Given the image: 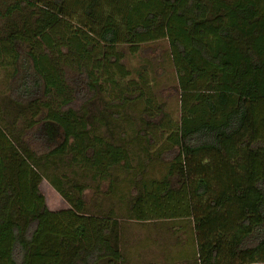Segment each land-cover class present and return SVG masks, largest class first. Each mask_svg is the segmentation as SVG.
I'll list each match as a JSON object with an SVG mask.
<instances>
[{
    "label": "trees",
    "instance_id": "obj_1",
    "mask_svg": "<svg viewBox=\"0 0 264 264\" xmlns=\"http://www.w3.org/2000/svg\"><path fill=\"white\" fill-rule=\"evenodd\" d=\"M0 4L10 69L0 116L14 118L0 123V264H132L123 220L180 221L189 264L264 263V0ZM156 41L167 43L179 123L155 102L151 59L136 77L123 64L124 49ZM163 123H174L167 145L151 152ZM43 179L68 208L47 207ZM86 179L118 208L89 207Z\"/></svg>",
    "mask_w": 264,
    "mask_h": 264
},
{
    "label": "rangeland",
    "instance_id": "obj_2",
    "mask_svg": "<svg viewBox=\"0 0 264 264\" xmlns=\"http://www.w3.org/2000/svg\"><path fill=\"white\" fill-rule=\"evenodd\" d=\"M12 1V0H11ZM2 8V5L0 4ZM4 7V6H3ZM167 51V43L165 41H156L149 44H145L144 47L138 52V54L129 53L128 49H124L125 57L123 59V64L126 69L132 73L131 77H136L137 69L140 66L141 58H150L152 65L149 67V73L147 75L148 80L151 81L150 76L154 77L156 81V87L153 93L158 97L155 98L156 104H162L163 113H167V119L171 121L180 122L181 111H180V92L177 85V79L173 73V68L168 62L163 60L164 54ZM9 73L10 69L0 68V110H4V101L10 95L9 91ZM127 112L128 109L125 108L123 113ZM125 116H122V118ZM165 117V118H166ZM163 119L164 121L166 119ZM14 118L9 115L0 116V123L2 125H7V123H13ZM159 119V118H158ZM117 121V120H116ZM126 120L119 119L117 122L124 127L126 132V137L129 138L132 127L128 125ZM14 123H21V121L16 120ZM132 124V123H131ZM135 127L134 130H138L139 123L135 121L133 123ZM19 124H17L18 126ZM164 128L162 130L158 129L156 131L151 152L159 148H163L167 145L166 136L170 132V128H174V123L172 126H168V123H163ZM174 152L170 153V156ZM70 174V173H69ZM123 176V174H122ZM83 180V179H82ZM86 182L90 185L88 189L84 190L85 199L88 202L89 207L94 204V206L101 205L102 209H107L111 204H114L116 209L119 206L117 195L107 197L104 193L96 192L97 181H90L86 179ZM108 181L101 182L102 189L107 188ZM39 189L45 198V203L47 207L51 210L65 209L69 207L67 201L50 185V183L43 179L39 184ZM119 192L128 195V199L132 198L136 193V189L131 185L119 184ZM111 195V194H109ZM127 199V198H126ZM91 204V205H90ZM94 210V208H93ZM126 221V222H125ZM123 220L125 228V238H126V248L129 260L132 264H145L151 261L163 262L167 258L171 264H189L190 255L193 253V243L189 240L187 229L178 228L182 224L178 220H157L138 222L135 220ZM164 221V222H163ZM178 221V222H177ZM170 264V263H169ZM264 264V263H260Z\"/></svg>",
    "mask_w": 264,
    "mask_h": 264
}]
</instances>
